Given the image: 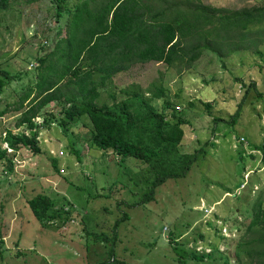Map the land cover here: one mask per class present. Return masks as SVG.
I'll return each instance as SVG.
<instances>
[{"label":"rangeland","instance_id":"obj_1","mask_svg":"<svg viewBox=\"0 0 264 264\" xmlns=\"http://www.w3.org/2000/svg\"><path fill=\"white\" fill-rule=\"evenodd\" d=\"M164 1L148 0L156 8L152 12H159ZM191 1L226 10L264 6V0ZM55 20L48 0L0 12V67L15 73L0 93V109H7L0 116V149L7 147L9 130L30 133L25 124L18 125L24 109L13 104L35 81L26 56L38 52ZM257 39L249 44L246 37L239 45L237 36L215 38L214 50L222 48L218 54L205 50L189 65L136 64L115 76L116 86L123 88L149 91L152 84L162 85L166 96L153 103L161 109L168 99L176 110L166 112L186 121L182 151L205 149L185 177L168 180L144 204L137 203L151 181L147 164L93 147L86 116L63 128L58 122L62 105L42 108V117L35 118L41 124L39 151L9 149L14 168L0 177V264H100L111 259L113 246L109 264H178L176 243L199 253L211 251L212 243L232 261L240 227L250 221V207L264 186V39ZM49 45L39 54L50 51ZM88 63L83 60L82 68ZM45 117L53 121L42 126ZM36 195L52 198L54 208L67 213L42 224L28 206ZM101 233L109 239H98Z\"/></svg>","mask_w":264,"mask_h":264},{"label":"trees","instance_id":"obj_2","mask_svg":"<svg viewBox=\"0 0 264 264\" xmlns=\"http://www.w3.org/2000/svg\"><path fill=\"white\" fill-rule=\"evenodd\" d=\"M41 1L0 0V12L22 2L38 4ZM48 1L56 18L54 26L40 40L38 52L26 56L25 63L33 67L30 69L35 81L22 94L17 93L20 95L13 104V109H24L18 125L25 124L30 133L7 132V147L0 149V163L5 173L0 172V177L10 174L14 168L9 149L39 151L37 129L41 124L35 118L42 117V108L58 102L62 105L58 122L63 128L86 116L92 124L93 147L112 150L121 159L134 157L147 164L151 181L137 204L153 200L158 187L170 179L185 177L196 160L205 154V149L182 151L186 121L175 112H166L168 108L175 109L168 99L163 100L161 109L153 103V99L166 96L162 85L152 84L149 91L139 86L123 88L116 86L115 76L136 64L156 62L174 66L183 62L181 65H189L205 50L218 54L222 48L214 50L215 38L225 40L237 36L239 40L234 43L240 45L246 44L245 39L249 37V44L257 43L258 37L264 39V33L258 32L264 31V6L226 10L191 0H165L166 5L159 12H152L156 8L148 0ZM48 44L51 50L40 55L39 50H47ZM85 59L89 63L82 68ZM14 74L0 67V93ZM105 96L110 101H105ZM6 110L0 109V116ZM240 111L241 105L232 122L237 120ZM52 121L45 117L42 126ZM54 205V200L45 195H36L28 201L31 214L44 225L67 213L55 209ZM127 217L125 213L117 220L113 238L117 236L119 221ZM240 230L232 254L235 263L264 264V186L250 207V221ZM96 236L109 239L104 233ZM209 244L211 251L199 253L176 243L175 260L178 264H188L189 259L198 262L212 258V261L220 259V264H231L232 257ZM109 252L111 259L100 264L114 261V246Z\"/></svg>","mask_w":264,"mask_h":264}]
</instances>
